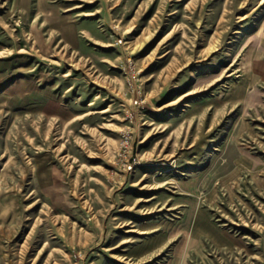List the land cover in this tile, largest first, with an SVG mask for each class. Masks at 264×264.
Segmentation results:
<instances>
[{
	"label": "rangeland",
	"instance_id": "374dc122",
	"mask_svg": "<svg viewBox=\"0 0 264 264\" xmlns=\"http://www.w3.org/2000/svg\"><path fill=\"white\" fill-rule=\"evenodd\" d=\"M0 264H264V0H0Z\"/></svg>",
	"mask_w": 264,
	"mask_h": 264
},
{
	"label": "bare ground",
	"instance_id": "6f19581e",
	"mask_svg": "<svg viewBox=\"0 0 264 264\" xmlns=\"http://www.w3.org/2000/svg\"><path fill=\"white\" fill-rule=\"evenodd\" d=\"M4 40V39H3ZM24 50V49H23ZM23 50H21L20 52H23Z\"/></svg>",
	"mask_w": 264,
	"mask_h": 264
}]
</instances>
